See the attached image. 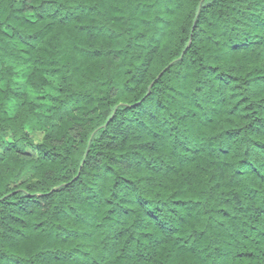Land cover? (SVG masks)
<instances>
[{
    "label": "trees",
    "instance_id": "16d2710c",
    "mask_svg": "<svg viewBox=\"0 0 264 264\" xmlns=\"http://www.w3.org/2000/svg\"><path fill=\"white\" fill-rule=\"evenodd\" d=\"M0 264H264V0H0Z\"/></svg>",
    "mask_w": 264,
    "mask_h": 264
},
{
    "label": "rangeland",
    "instance_id": "374dc122",
    "mask_svg": "<svg viewBox=\"0 0 264 264\" xmlns=\"http://www.w3.org/2000/svg\"><path fill=\"white\" fill-rule=\"evenodd\" d=\"M19 80H21V78H19ZM48 93H52L53 91L50 89V90H48L47 91ZM31 137H32V139L35 141V142H39L40 140H41V134H39V133H33L32 135H31Z\"/></svg>",
    "mask_w": 264,
    "mask_h": 264
},
{
    "label": "water",
    "instance_id": "95a60500",
    "mask_svg": "<svg viewBox=\"0 0 264 264\" xmlns=\"http://www.w3.org/2000/svg\"><path fill=\"white\" fill-rule=\"evenodd\" d=\"M165 71V70H164ZM163 73V72H162ZM162 73L157 77V79L162 75Z\"/></svg>",
    "mask_w": 264,
    "mask_h": 264
}]
</instances>
